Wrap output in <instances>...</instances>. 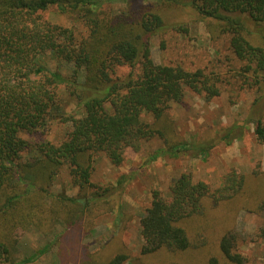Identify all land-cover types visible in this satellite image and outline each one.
I'll return each mask as SVG.
<instances>
[{
  "label": "trees",
  "instance_id": "16d2710c",
  "mask_svg": "<svg viewBox=\"0 0 264 264\" xmlns=\"http://www.w3.org/2000/svg\"><path fill=\"white\" fill-rule=\"evenodd\" d=\"M113 1L0 0V264H32L47 253L44 249L19 260L18 229L47 224L63 213L75 214L71 220L84 213L85 202L76 198L59 199L47 208L51 181L63 167H69L73 183L84 189L91 183L94 157L101 153L119 167L127 150L138 152L156 138L165 148L151 161L193 149L206 157L214 146L192 148L174 141L164 120L172 104L183 102L187 91L207 100L218 97L220 81L203 70L156 64L150 40L165 27L163 17L141 10L109 14L104 6ZM188 2L202 18L231 36L233 52L247 62L248 70H254L256 84L264 85V0ZM53 7L71 17L76 26L67 28L46 19L44 13ZM247 21L255 26L260 45L246 37L245 32L253 35ZM46 58L74 69L67 74L51 70L44 64ZM122 67L130 68L125 76L118 72ZM62 91L76 104L75 113L58 115L72 126L67 138L58 144L32 141L29 137L44 132L55 118ZM254 125L257 141L264 144V120L260 117ZM225 136L230 140L233 129ZM226 180L212 192L207 184L194 183L191 175L184 174L171 185L168 197L155 191L151 207L141 218L143 254L189 249L191 243L179 224L200 215L204 199L219 205L242 191L244 177L238 181L233 173ZM237 243L233 233L222 238L225 264H246L236 251ZM126 260L127 256L118 255L109 264Z\"/></svg>",
  "mask_w": 264,
  "mask_h": 264
},
{
  "label": "rangeland",
  "instance_id": "374dc122",
  "mask_svg": "<svg viewBox=\"0 0 264 264\" xmlns=\"http://www.w3.org/2000/svg\"><path fill=\"white\" fill-rule=\"evenodd\" d=\"M104 10L109 14L138 10L160 14L165 27L150 40L154 62L182 66L190 72L203 70L220 81L218 97L207 100L187 91L183 102L172 104L164 120L174 141L192 148L214 146L206 157L193 149L178 157L165 155L151 161L154 154L165 148L162 140L156 138L145 142L138 152L127 150L126 160L119 167L101 153L94 157L91 183L84 189L73 183L69 167H63L51 181L49 197L45 198L47 208L59 199L76 198L85 202L84 213L73 220L75 214L63 213L47 224L18 229L17 258L28 259L48 249L32 264H109L118 255L127 256L124 264H213L214 259L225 264L221 240L233 233L238 238L236 251L246 264H263L264 144L256 139L254 120H264V85L256 84L254 70H248L247 62L233 52L231 36L220 25L202 18L188 0H116L106 4ZM44 15L53 24L76 26L71 17L55 7ZM246 25L253 34L245 32L246 37L260 45L255 26L249 21ZM44 64L66 74L74 69L73 65L56 63L51 58H46ZM118 72L125 76L130 68L122 67ZM61 98L55 118L44 132L29 139L58 144L67 138L72 126L61 122L58 115L75 113L76 104L64 91ZM77 114L81 116L82 112ZM145 120L153 122L151 117ZM230 128L234 136L226 140ZM233 173L238 181L244 177L238 195L219 205L206 198L200 215L179 224L187 233L189 249L143 254L141 218L151 207L155 191L168 197L171 185L189 174L194 183H205L214 192Z\"/></svg>",
  "mask_w": 264,
  "mask_h": 264
}]
</instances>
